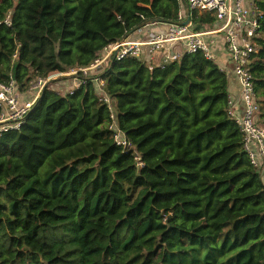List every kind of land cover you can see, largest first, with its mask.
Instances as JSON below:
<instances>
[{
    "label": "trees",
    "instance_id": "trees-1",
    "mask_svg": "<svg viewBox=\"0 0 264 264\" xmlns=\"http://www.w3.org/2000/svg\"><path fill=\"white\" fill-rule=\"evenodd\" d=\"M189 8L0 0V81L26 92ZM190 10L195 30L216 20ZM258 45L250 71L264 125V17ZM76 76L84 82L66 93L68 77L51 80L22 128L0 135V264H264V180L230 114L228 73L198 51L164 68L127 57Z\"/></svg>",
    "mask_w": 264,
    "mask_h": 264
},
{
    "label": "built area",
    "instance_id": "built-area-1",
    "mask_svg": "<svg viewBox=\"0 0 264 264\" xmlns=\"http://www.w3.org/2000/svg\"><path fill=\"white\" fill-rule=\"evenodd\" d=\"M189 9L209 12L216 18V27L210 30H195L193 23L188 25L171 24L166 31L151 32L146 39L123 38L109 44L99 57L88 67L71 69L61 73L63 76L76 78L72 90L84 81L76 76L79 71L88 74L109 66L114 60L127 57L150 59V69L164 68L168 63L179 60L185 53L201 51L206 58L216 60L212 42L206 38L209 34H222L226 53L232 64V69L238 77L241 89L242 112L234 108L230 100V114L237 120L244 134V148L249 154L252 164L257 168L264 165V125L259 121L260 103L256 97L253 74L250 71L253 54L259 51L258 38L261 37L263 10L254 0H188ZM11 17L5 22L10 25ZM184 20V15L180 21ZM178 45L184 49L175 50ZM60 73V72H59ZM54 76H36L31 81L28 91L21 92L14 79L8 82L0 81V135L22 128L26 117L44 89ZM106 81L96 79L101 99L110 104L111 99L104 93ZM112 118H115L112 113ZM115 140L119 145L129 147L131 143L122 132L115 131ZM143 166V162L138 161Z\"/></svg>",
    "mask_w": 264,
    "mask_h": 264
},
{
    "label": "crops",
    "instance_id": "crops-1",
    "mask_svg": "<svg viewBox=\"0 0 264 264\" xmlns=\"http://www.w3.org/2000/svg\"><path fill=\"white\" fill-rule=\"evenodd\" d=\"M188 10V9H187ZM187 10L184 11V19L187 18ZM198 11V10H197ZM199 13H209L204 11H198ZM192 21V20H191ZM217 21L213 22L212 24H206L203 26L200 30H210L211 28L216 27ZM171 24L164 23V22H157V23H150L145 25L144 27L140 28L139 30L132 33L129 37V39H146L149 37V34L151 32H161L166 31ZM207 39H209L212 42V47L215 55L217 56V59L215 60L216 63L225 70L229 75V92H230V99L234 103V108L240 113L243 110V105L241 101V89L238 77L235 75L232 64L229 61V58L226 53V46L223 35L220 34H209L206 36ZM175 50H183L184 48L181 45H178L177 48H174ZM147 62H150V59L148 57H144ZM68 77L64 79L63 81L58 82V85L66 86L69 90H72V86L74 84L73 81L76 80V78H73L72 76H65ZM72 80V81H71ZM57 84V83H56ZM54 84V85H56ZM58 90V89H57ZM67 91V92H68ZM259 173L262 176V179L264 180V165H260L259 168H257Z\"/></svg>",
    "mask_w": 264,
    "mask_h": 264
},
{
    "label": "rangeland",
    "instance_id": "rangeland-1",
    "mask_svg": "<svg viewBox=\"0 0 264 264\" xmlns=\"http://www.w3.org/2000/svg\"><path fill=\"white\" fill-rule=\"evenodd\" d=\"M52 76H54V78L52 80H58L59 78L63 79V75L61 73H59V72L52 73ZM66 88H67L66 86L60 85L59 90H62L64 93H66L69 90V88L68 89H66Z\"/></svg>",
    "mask_w": 264,
    "mask_h": 264
},
{
    "label": "water",
    "instance_id": "water-1",
    "mask_svg": "<svg viewBox=\"0 0 264 264\" xmlns=\"http://www.w3.org/2000/svg\"><path fill=\"white\" fill-rule=\"evenodd\" d=\"M176 24H179V25H188L189 23H191V10L188 9L187 10V18L182 20V21H178V22H175Z\"/></svg>",
    "mask_w": 264,
    "mask_h": 264
}]
</instances>
